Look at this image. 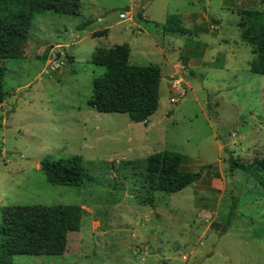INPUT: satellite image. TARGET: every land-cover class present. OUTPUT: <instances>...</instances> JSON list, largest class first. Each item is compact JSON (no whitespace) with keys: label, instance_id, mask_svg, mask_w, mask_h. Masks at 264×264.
Returning <instances> with one entry per match:
<instances>
[{"label":"rangeland","instance_id":"obj_1","mask_svg":"<svg viewBox=\"0 0 264 264\" xmlns=\"http://www.w3.org/2000/svg\"><path fill=\"white\" fill-rule=\"evenodd\" d=\"M78 10H36L23 56L0 61V212H84L77 231L28 239L63 255L15 256L13 264H264L263 190L257 175L228 164L264 158V75L250 71L257 46L238 25L240 13H264V0H79ZM126 10L132 21L119 19ZM186 13L194 16L183 23ZM174 15L186 32L167 28ZM101 31L106 39L92 36ZM130 40L129 63L161 75L146 124L89 104L104 73L92 63L95 49ZM165 150L182 155V170L200 173L175 194L146 180V158ZM73 156L84 161L83 185L48 184L40 162Z\"/></svg>","mask_w":264,"mask_h":264},{"label":"trees","instance_id":"obj_2","mask_svg":"<svg viewBox=\"0 0 264 264\" xmlns=\"http://www.w3.org/2000/svg\"><path fill=\"white\" fill-rule=\"evenodd\" d=\"M78 3L79 0H0V61L23 56L21 42L27 38L36 10L77 15ZM240 15H244L238 23L240 37L257 46L256 58L250 65V71L264 75V13L245 11ZM89 23H83L82 26ZM165 23L172 33L186 32L180 27L181 21L176 15L167 17ZM129 55L127 43L95 49L92 63L104 68V73L92 81L89 104L98 113L126 114L130 122L146 124L158 108L160 70L155 66L131 65ZM4 73L0 65V104L5 96ZM181 162L182 155L173 151L165 150L149 155L145 172L150 190L175 194L194 184L200 173L182 170ZM228 164L231 171L239 169L257 175L258 185L264 193V158L255 159L245 167L231 159ZM40 171L48 184L57 186L80 187L88 178L81 156L55 161L44 158L40 162ZM83 213L76 205L4 207L0 212V234L5 238L0 247V264H13V258L21 255H63V247H44L39 242L34 245L28 239L60 237L77 231ZM11 238H17L16 242H12Z\"/></svg>","mask_w":264,"mask_h":264},{"label":"crops","instance_id":"obj_3","mask_svg":"<svg viewBox=\"0 0 264 264\" xmlns=\"http://www.w3.org/2000/svg\"><path fill=\"white\" fill-rule=\"evenodd\" d=\"M126 12H127V18H126V19H120V18H119V19H120V20H123V21H132L130 10H126ZM181 16H182V18L184 17V18L182 19V21H183V23H184L185 20H189V18L192 17V16H194V15H193L192 13H191V14L186 13L185 16H184V15H181ZM132 25L139 27L138 24L135 23V22H133ZM103 32H104L105 34H104ZM98 33H99V34H98ZM102 34H103V36H102ZM92 36H93V37H99V38H101V39L104 40V39H106V36H107V35H106V31H101V32L93 33ZM121 44H123V43H121ZM121 44H120V45H121ZM127 44H128V46H129V48H130V51H131V40H130V42H127ZM110 47H113V46H110ZM110 47H107V48H110Z\"/></svg>","mask_w":264,"mask_h":264},{"label":"built area","instance_id":"obj_4","mask_svg":"<svg viewBox=\"0 0 264 264\" xmlns=\"http://www.w3.org/2000/svg\"><path fill=\"white\" fill-rule=\"evenodd\" d=\"M119 18L120 19H126L127 18V12L126 11H123L122 13L119 14ZM62 65H57V67H61ZM56 67V68H57ZM55 68V67H54ZM173 101V100H172Z\"/></svg>","mask_w":264,"mask_h":264},{"label":"water","instance_id":"obj_5","mask_svg":"<svg viewBox=\"0 0 264 264\" xmlns=\"http://www.w3.org/2000/svg\"><path fill=\"white\" fill-rule=\"evenodd\" d=\"M205 168H206L207 170L212 169V167H211L210 165L206 166ZM213 171H217V168H214Z\"/></svg>","mask_w":264,"mask_h":264}]
</instances>
